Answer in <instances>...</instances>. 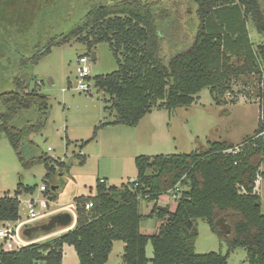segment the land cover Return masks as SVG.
Returning a JSON list of instances; mask_svg holds the SVG:
<instances>
[{
    "label": "trees",
    "instance_id": "trees-1",
    "mask_svg": "<svg viewBox=\"0 0 264 264\" xmlns=\"http://www.w3.org/2000/svg\"><path fill=\"white\" fill-rule=\"evenodd\" d=\"M193 2L198 19L195 36L189 46L167 63L161 55L162 38L154 7L124 0L91 7L71 31L51 38L29 57L21 55L19 66L35 65L52 47L73 40L85 45L84 55H90L93 61V49L101 43L109 45L117 70L88 80L108 96L103 100L104 110L111 109L115 120L95 127L90 141L107 126L135 127L154 109L189 107L205 88L220 104L233 93L235 80L244 75H259L260 115L255 135L245 138L239 146L221 141L208 143L190 154L136 157L137 179L133 183L117 188L98 180L96 195L74 199L73 228L17 251L5 252L0 248V264H62L64 245L73 247L78 264H106L113 243L118 241L124 244L123 264H227L229 253L237 248L246 250L248 264H264V214L255 192L264 165V44L253 47L246 29L251 22L264 35V15L259 0ZM31 81L36 82L32 88ZM47 101L36 79L25 73L15 76L12 89L0 94V135H5L24 167L27 164L22 160L19 145L30 133L44 127ZM27 113L36 114L37 123L13 129L11 123ZM40 163L47 169L46 178H51L55 161L40 155L30 165ZM178 184L180 193L174 210L169 209L170 204L159 206V197ZM33 191L19 183L13 196L7 193L0 197V223L19 220L18 197ZM139 200L153 203L145 217L139 213ZM87 203H92L89 210H85ZM144 218L160 222L151 235L140 232ZM199 219L227 242L225 256L194 252L195 222ZM63 229L66 228L60 230ZM55 232L47 225L27 226L23 236L33 241L39 234ZM148 244L153 250L151 259L146 255Z\"/></svg>",
    "mask_w": 264,
    "mask_h": 264
},
{
    "label": "rangeland",
    "instance_id": "rangeland-1",
    "mask_svg": "<svg viewBox=\"0 0 264 264\" xmlns=\"http://www.w3.org/2000/svg\"><path fill=\"white\" fill-rule=\"evenodd\" d=\"M121 1L124 0H1L0 94L12 89L15 76L25 73L36 79L40 92L48 99L44 127L30 133L19 145L26 167L18 161L5 135H0V197L7 193L13 196L17 185L22 183L34 191L23 192L18 197L21 221L26 220L32 206L36 213L45 215L29 223V228L49 224L53 218L50 212L54 210L58 212L56 215L69 213L72 226L76 219L70 208L74 199L96 195L100 179L105 180L107 186L117 188L133 183L137 179L136 157L190 154L208 143L221 141L239 146L257 131L260 115L257 91L261 81L259 75H244L234 81L233 93L226 95L220 104L215 102L210 89L205 88L189 107L172 111L154 109L135 127L117 125L100 129L90 141L94 128L100 123L113 122L115 113L111 109L104 110L103 100L108 96L98 91L92 81L84 80L90 85L89 92L74 90L78 81L75 76L77 59L87 52L85 45L73 40L52 47L37 64L26 67L19 66V59L21 55L23 58L33 55L51 38L71 31L91 7ZM136 1L154 7L159 35H164L165 40L161 52L164 63L191 44L198 26L197 6L193 0ZM259 4L264 15V0H259ZM246 29L254 46L264 44V35L259 34L251 22ZM93 57L94 61L91 59L89 63V78L106 76L117 70L116 59L107 43L98 44L93 49ZM35 83L31 81L29 87H34ZM37 121L36 114L27 113L15 119L11 127L21 129ZM40 155L55 161V173L51 178H46L47 169L43 163L30 165ZM260 173L263 177L258 178L255 192L260 197L264 214V165ZM42 185L47 187V192L40 191ZM168 198L167 194H162L158 205L165 206L169 202L172 210L176 203ZM152 205L139 200V213L147 216ZM159 225L154 218H144L140 231L150 235ZM54 228L55 233L39 234L33 241L38 243L54 237L61 227ZM195 228L196 254L225 256L228 253L227 242L212 233L206 221L196 220ZM123 248L122 242H114L106 264H123ZM146 255L149 259L153 257L151 244L147 245ZM227 264H248L246 250L237 248L230 252Z\"/></svg>",
    "mask_w": 264,
    "mask_h": 264
},
{
    "label": "built area",
    "instance_id": "built-area-1",
    "mask_svg": "<svg viewBox=\"0 0 264 264\" xmlns=\"http://www.w3.org/2000/svg\"><path fill=\"white\" fill-rule=\"evenodd\" d=\"M91 56L90 55H83L78 57L77 65L75 68V76L77 81L76 86L74 87L75 91L78 92H89L90 85L85 84L84 80H88L89 74V63H91ZM50 150V148H48ZM102 183L103 180H100ZM41 192L46 191V186L42 185L40 188ZM180 193V185L174 187V189L168 191L166 194L169 196L168 200L175 201L178 199ZM33 205V202L30 203ZM45 208L44 205H42ZM92 208V203H87L85 205V210H89ZM45 215H39L35 212L34 207H30L29 214L26 220L21 221L19 220L15 222H2L0 223V248L5 252L17 251L22 247L28 246L32 243H36L35 241H29L25 239L23 236V231L25 228L31 223L32 221L44 217Z\"/></svg>",
    "mask_w": 264,
    "mask_h": 264
},
{
    "label": "crops",
    "instance_id": "crops-1",
    "mask_svg": "<svg viewBox=\"0 0 264 264\" xmlns=\"http://www.w3.org/2000/svg\"><path fill=\"white\" fill-rule=\"evenodd\" d=\"M161 38H162V41H163V43H164V35H161ZM249 39V38H248ZM250 41V40H249ZM251 43V42H250ZM251 44H253V43H251ZM190 45V43L187 45V46H189ZM184 46V45H183ZM185 47V46H184ZM253 47H254V45H253ZM109 127H117V126H107V127H105V128H103L102 130H105V129H107V128H109ZM158 204H159V201H158ZM166 204H169V202H167ZM70 208H72V210H75L74 209V205H72ZM175 208V207H174ZM169 209L171 210V208H170V205H169ZM174 209H172L171 211H173ZM51 214H50V216H54V215H56L58 212L56 211V210H54V211H51L50 212ZM74 225H75V222H74V224L71 226V227H69V228H66V229H63L62 231H59L58 233H57V235H53L54 237H56V236H58V235H60V234H62V233H64V232H66L67 230H69V229H71V228H73L74 227ZM158 227H156V229H157ZM156 229L154 230V232L156 231ZM141 232V231H140ZM153 232V233H154ZM152 233V234H153ZM144 235H148V234H144ZM151 235V234H150ZM52 237V236H51ZM54 237H52V238H54ZM51 239V238H50ZM44 241V240H43ZM114 244V243H113ZM66 256L69 258L68 260H66L65 258H66ZM108 260H109V258H108ZM62 264H78V259H77V256H76V253H75V251H74V249H73V247H71V246H68V245H64L63 246V258H62Z\"/></svg>",
    "mask_w": 264,
    "mask_h": 264
},
{
    "label": "water",
    "instance_id": "water-1",
    "mask_svg": "<svg viewBox=\"0 0 264 264\" xmlns=\"http://www.w3.org/2000/svg\"><path fill=\"white\" fill-rule=\"evenodd\" d=\"M53 191H56L57 188H52ZM72 224V217L69 213L58 214L53 216L52 221L47 224L48 228H54L56 225H59L61 228H69Z\"/></svg>",
    "mask_w": 264,
    "mask_h": 264
}]
</instances>
